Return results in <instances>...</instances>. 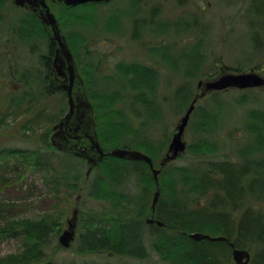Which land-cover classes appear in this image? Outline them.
Returning <instances> with one entry per match:
<instances>
[{
    "label": "rangeland",
    "instance_id": "374dc122",
    "mask_svg": "<svg viewBox=\"0 0 264 264\" xmlns=\"http://www.w3.org/2000/svg\"><path fill=\"white\" fill-rule=\"evenodd\" d=\"M260 1L115 0L75 9L51 5L84 78L105 149L125 147V139L113 142L122 134L130 144L138 142L139 146L129 148L147 153L159 164L176 125L200 92V80L216 79L225 67L235 74L254 71L264 77V38L256 35L261 20L255 5L261 8ZM49 45L50 34L36 15L16 6L14 0H0V261L20 258L38 248L31 238L10 227L48 222L60 230L49 243L51 259L57 262L154 264L158 258L150 248L139 258L81 253L82 235L96 228L117 232L125 220L136 218L147 207L151 210L155 191L147 205L139 199L145 188H150L146 176L121 188L105 182L104 189L102 177L117 174V168H104L101 163L100 169L96 167L88 175L85 160L68 159L53 147L52 129L67 112L68 102L63 92L47 90L50 69L46 61L53 58ZM165 53L166 60L162 58ZM216 72L220 73L211 75ZM115 74L132 79L129 102L124 106L131 129L125 115H118L122 113L120 98L103 92L97 83L99 77L116 81ZM156 78L161 81L158 88L152 83ZM182 86V91H177ZM110 87V82L103 80L102 88L108 91ZM240 94L228 90L220 97L199 101L185 134L191 150L174 161L176 167L191 163V156L201 150H216V159L240 160L241 153L250 154L254 161L261 158L264 152L256 142L264 148V135L257 134L255 125L247 124L254 108L260 110L254 117L264 122V88L256 90L244 105ZM162 102H167L163 113L158 106ZM222 103L230 108L223 109ZM150 118L161 122L145 125L153 121ZM213 120L218 123L216 144L205 143H214L212 139L199 142L196 130H205L204 138H209L208 126ZM256 167L260 182L250 205L264 211V162L259 160ZM168 171L161 185L164 194L172 198L177 194L176 179L167 176ZM73 218L75 240L71 247L63 248L59 237ZM202 224L206 225L202 231L213 236L223 229L218 222Z\"/></svg>",
    "mask_w": 264,
    "mask_h": 264
},
{
    "label": "trees",
    "instance_id": "16d2710c",
    "mask_svg": "<svg viewBox=\"0 0 264 264\" xmlns=\"http://www.w3.org/2000/svg\"><path fill=\"white\" fill-rule=\"evenodd\" d=\"M260 2L262 3V7L257 8L255 5V11L257 16L260 17L261 29L263 30L260 29V31H256L257 39L264 38V0ZM83 6L98 7L103 5L89 3ZM49 46L50 54L53 56L55 45L51 41V38ZM52 60L53 59L49 57L46 61V67L48 69L52 66ZM232 70L231 67H225L222 73L233 72ZM237 71H239V69H237ZM220 72L211 73V75ZM211 75L207 74V76H210L208 78L215 77ZM114 78L117 80H111L112 86L108 91H105V89L101 87L100 90L106 93L112 92V94H115L114 98L117 96L120 98L122 104L120 109L122 113L118 115L121 117V114L125 115L126 122L131 129L130 114L126 113L124 106L129 102L127 98L130 97L132 79L131 77L127 78V76L119 77L116 74ZM160 82V78L158 80L156 78L152 81L156 88L160 86ZM182 89L183 86L178 88L177 91H182ZM47 90L51 94L57 91L51 82ZM89 91H91L90 88ZM234 91L235 90H232V92ZM254 92H256V90L252 89L241 91L240 103L243 105L246 104V99L249 96L252 97ZM220 96L221 93H211L204 98ZM111 97L113 96L111 95ZM166 103L167 102H162L158 104L162 113L164 104ZM231 105L237 104L232 103ZM222 106L223 109L225 106L230 108L227 103H225V106L224 103H222ZM196 111L197 108L191 116L190 123L194 120ZM258 113H260V110L257 108L251 111L248 116L247 127L255 125L258 128L257 134L264 135V122L254 117V114L259 115ZM109 114H111L110 111ZM250 119H253V121ZM152 120L151 122L148 121L145 123V125L149 123L156 125L161 122V120ZM217 129V121H210L208 131L210 132L209 134H213V137L216 135L214 140L219 137L216 132ZM98 134L101 142L104 134H101V130L99 129ZM254 136L256 137V134H254ZM118 137H116L115 140L113 139V142L125 139L124 148H128L131 145L126 140L128 137L122 134H120L119 138ZM205 143L215 145L216 141H214V143ZM133 145L139 146L138 143H134ZM256 145L260 152H264V148H262L258 142H256ZM188 149L189 151L191 150L189 147ZM217 155L216 150H201L197 152V155L191 156L192 162L186 166L178 168L174 162H171L162 167L159 176V187L161 188L163 197L158 201L155 216L165 224L164 227L160 228L156 224H152L149 226L148 232L146 231L144 217L145 215L149 216L151 214V210L147 207L148 209H142L140 215L136 218L125 220L117 232L107 231L106 229L101 230L99 228L87 231L82 235V244H80L81 253L86 255L107 254L111 258H139L141 254L147 252V248H150L154 250L155 256L158 258L157 262L154 264H228V261H230L229 254L226 256L228 261L226 259L224 260L221 256V253L229 248L227 241H195L189 237L191 233L203 232L202 230H204L207 225V223L203 225V222L221 221L222 224L220 225L223 229L220 231V235L232 240L238 248L251 249L254 252V256L252 255L249 264H264V211L261 208L250 205V200L255 197L256 186L260 182V178L257 177L258 173L256 170L258 168L256 164L259 160L264 162V153L261 154V158L258 161H254V159L250 157V154L245 155L241 153L240 160L213 158ZM68 157V159H73L72 155H68ZM185 157L186 153L180 155L178 159H183ZM40 158L42 157L39 156V160ZM153 162L157 166L154 159ZM101 163H105L102 166L104 168L110 166L111 169L117 168V171H119L117 174L111 173L113 176L109 175L108 177H102L103 181L101 184L103 188L105 182L110 186H112L113 183L117 186L119 184L127 186L128 182H132L134 179L141 176H146L149 180L151 189L148 188L146 190L145 188L144 192L139 195V199L146 205L148 204L151 194L157 189V184L152 177L148 164L141 161H129L114 157H106L99 165ZM99 165L97 166L98 168ZM94 169L93 167L92 171ZM167 170H169L167 176L171 174L173 178L176 179L177 194L172 198L164 194V189L161 185V181ZM97 179L101 181L100 177ZM88 182L89 179L87 182L85 181L86 184ZM97 184H99V182ZM99 188H101L100 184ZM98 194H100L99 190ZM233 209L238 212L236 218H233ZM221 217L223 218L221 219ZM10 229L16 232L21 231L31 238L38 245V248L34 252L25 254L17 259L2 260L0 264H67L57 262L53 258L51 259V245H49L51 236H56L60 231L57 229L56 225L48 222H28L27 224H22L20 228L10 227ZM206 234L211 235L210 232ZM57 247L61 248L58 245Z\"/></svg>",
    "mask_w": 264,
    "mask_h": 264
},
{
    "label": "water",
    "instance_id": "95a60500",
    "mask_svg": "<svg viewBox=\"0 0 264 264\" xmlns=\"http://www.w3.org/2000/svg\"><path fill=\"white\" fill-rule=\"evenodd\" d=\"M49 1L66 7H76L87 3L106 4L112 0ZM14 2L17 6L26 7L36 13L40 21L48 28L56 46L51 77L57 90H62L65 93L69 108L65 116L53 127L52 144L60 151L88 159L92 165H97L105 156L146 162L157 180L160 171L154 168L152 158L142 151L123 148H114L109 152L104 151L98 139L94 108L86 94L84 81L78 71L67 39L62 33L58 20L51 12L47 0H14ZM255 87H264V77L253 71L242 74L227 73L214 80L199 81L198 88L202 89V93L193 99L177 125V131L173 135L162 165L175 160L186 150L183 136L200 97L213 91H224L230 88L244 90ZM159 196L160 191L157 190L152 203L153 212L156 209ZM147 222L156 223L159 227L164 226V223L155 221L153 216ZM189 237L195 241H227L223 236L213 237L201 232L191 233ZM74 238L75 218L68 222V229L59 237V242L63 247L68 248ZM233 259L235 264H248L251 260V253L248 250L234 249Z\"/></svg>",
    "mask_w": 264,
    "mask_h": 264
},
{
    "label": "bare ground",
    "instance_id": "6f19581e",
    "mask_svg": "<svg viewBox=\"0 0 264 264\" xmlns=\"http://www.w3.org/2000/svg\"><path fill=\"white\" fill-rule=\"evenodd\" d=\"M259 3V2H258ZM261 3V2H260ZM258 5V4H257ZM256 5V6H257ZM73 8V7H72ZM257 8H260V7H258L257 6ZM165 55H166V53L162 56V58L163 59H165L164 57H165ZM160 56V55H159ZM161 57V56H160ZM166 60V59H165ZM100 78V81L99 82H97L98 83V85L102 88V82H103V80H106L107 82H110V84H112L111 83V81L108 79V78H103V77H99ZM98 80V79H97ZM112 86V85H111ZM99 87V88H100ZM111 88V87H110ZM126 114V113H125ZM205 132V130H201V129H197L196 130V134H197V136H198V140H199V142H202V143H204V141H209L210 139H212V140H214L215 139V137H216V135H215V137H213V134H209L210 132L208 131V136H209V138H204L205 137V134H204V132ZM216 132L217 133H219L218 132V130H216ZM202 138H204V139H202ZM129 138H127L126 140H127V142L128 143H132V142H130V140H128ZM217 139V138H216ZM133 141V143H136V140H132ZM138 143V142H137ZM131 145H133V144H131ZM124 148V147H123ZM124 149H135V148H124ZM217 152V151H216ZM218 154V153H217ZM108 157H112V156H108ZM114 158H116V157H114ZM164 158V157H163ZM163 158H162V160L159 162V164L156 162V164H157V166L155 165V163H154V168L155 169H157V170H159L160 171V173H161V170H162V167H164V166H166V165H168V163H166V164H164V165H162V161H163ZM119 159V158H118ZM150 169V172H151V174H152V177H153V179L155 180V182H156V184H157V189H156V191L157 190H159L160 191V194H161V190H160V187H159V176H160V173H159V175H158V179L156 180L155 178H154V176H153V171L151 170V168H149ZM257 177L259 178V174H257ZM119 186V188H121L123 185H121V184H119L118 185ZM112 189V188H111ZM119 191V190H118ZM155 191V192H156ZM154 196H155V194H154ZM160 197V196H159ZM153 199H154V197H153ZM152 203H153V201H152ZM232 210V209H231ZM230 210V211H231ZM234 210V212H233V218H236L237 217V215H238V212L237 211H235V209H233ZM155 211H156V209H155ZM155 211L153 212V209H152V206H151V214L148 216V215H145V217H144V222H145V227L146 228H148L149 229V226L150 225H152V224H156V223H148L147 222V220L148 219H150V217H154V220L155 221H160V220H158L157 218H156V216H155ZM232 212V211H231ZM223 217H221V219H222ZM219 219H220V217H219ZM161 222V221H160ZM216 222H218L219 224H222V222L221 221H216ZM163 223V222H162ZM157 225V224H156ZM76 226V225H75ZM158 226V225H157ZM164 226H165V224H164ZM163 226V227H164ZM159 227V226H158ZM160 228H162V227H160ZM75 236H76V234H75ZM219 236H221V235H219ZM224 237V236H223ZM226 238V237H225ZM227 239V243H228V247L229 248H227V249H225L222 253H221V256H222V258L225 260H227L228 261V258L226 257V256H228V254H229V258H230V261H228V264H232V259H233V251H234V249H239V250H248L250 253H251V251L249 250V249H246V248H238L236 245H235V243L232 241V240H229L228 238H226ZM212 242H219V241H212ZM251 255H252V253H251ZM233 262H234V264H235V261H234V259H233Z\"/></svg>",
    "mask_w": 264,
    "mask_h": 264
},
{
    "label": "flooded vegetation",
    "instance_id": "af4514ba",
    "mask_svg": "<svg viewBox=\"0 0 264 264\" xmlns=\"http://www.w3.org/2000/svg\"><path fill=\"white\" fill-rule=\"evenodd\" d=\"M51 72H52V69H51ZM51 72H50V73H51ZM51 80H52V77H51ZM52 81H53V80H52Z\"/></svg>",
    "mask_w": 264,
    "mask_h": 264
}]
</instances>
